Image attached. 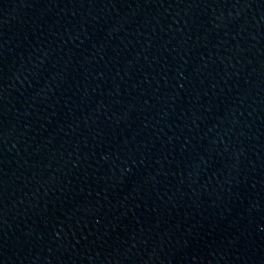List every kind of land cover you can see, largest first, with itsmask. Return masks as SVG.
Instances as JSON below:
<instances>
[{
    "label": "water",
    "instance_id": "obj_1",
    "mask_svg": "<svg viewBox=\"0 0 264 264\" xmlns=\"http://www.w3.org/2000/svg\"><path fill=\"white\" fill-rule=\"evenodd\" d=\"M0 264H264V0H0Z\"/></svg>",
    "mask_w": 264,
    "mask_h": 264
}]
</instances>
